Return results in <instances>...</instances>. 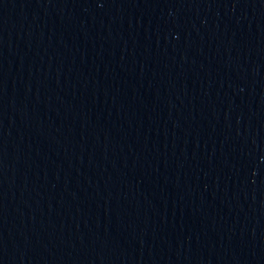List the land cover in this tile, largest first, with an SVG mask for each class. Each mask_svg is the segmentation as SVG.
<instances>
[{"label":"water","instance_id":"95a60500","mask_svg":"<svg viewBox=\"0 0 264 264\" xmlns=\"http://www.w3.org/2000/svg\"><path fill=\"white\" fill-rule=\"evenodd\" d=\"M0 264H264V0H0Z\"/></svg>","mask_w":264,"mask_h":264}]
</instances>
